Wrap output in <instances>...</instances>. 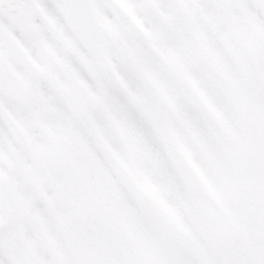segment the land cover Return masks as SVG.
<instances>
[{"label": "snow or ice", "instance_id": "snow-or-ice-1", "mask_svg": "<svg viewBox=\"0 0 264 264\" xmlns=\"http://www.w3.org/2000/svg\"><path fill=\"white\" fill-rule=\"evenodd\" d=\"M0 264H264V0H0Z\"/></svg>", "mask_w": 264, "mask_h": 264}]
</instances>
